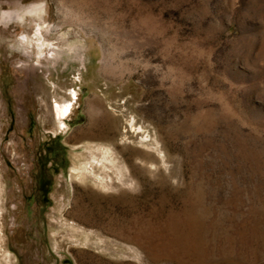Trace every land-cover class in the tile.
<instances>
[{"label": "rangeland", "instance_id": "374dc122", "mask_svg": "<svg viewBox=\"0 0 264 264\" xmlns=\"http://www.w3.org/2000/svg\"><path fill=\"white\" fill-rule=\"evenodd\" d=\"M0 264H264V0H0Z\"/></svg>", "mask_w": 264, "mask_h": 264}, {"label": "bare ground", "instance_id": "6f19581e", "mask_svg": "<svg viewBox=\"0 0 264 264\" xmlns=\"http://www.w3.org/2000/svg\"><path fill=\"white\" fill-rule=\"evenodd\" d=\"M34 7V6H33ZM31 8L32 10L34 9H36L35 7L34 8ZM38 9V8H37ZM39 30L41 31L42 30V27H40L39 28ZM48 47H50V51L52 52V50H53V47H51V46H48ZM74 94H76V92H74ZM61 109H62V111H63V113H65V112H67V111H69L70 109H71V104H70V102H66L65 104H63V105H61Z\"/></svg>", "mask_w": 264, "mask_h": 264}]
</instances>
